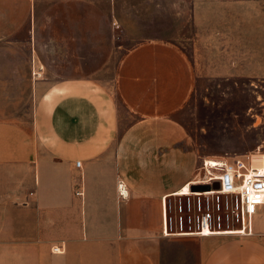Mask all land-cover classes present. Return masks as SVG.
<instances>
[{"label":"crops","instance_id":"crops-1","mask_svg":"<svg viewBox=\"0 0 264 264\" xmlns=\"http://www.w3.org/2000/svg\"><path fill=\"white\" fill-rule=\"evenodd\" d=\"M213 1L0 0V264H264V216L163 233L196 178L176 111L201 80L264 79V20ZM146 12L189 14V48L132 35Z\"/></svg>","mask_w":264,"mask_h":264},{"label":"rangeland","instance_id":"rangeland-1","mask_svg":"<svg viewBox=\"0 0 264 264\" xmlns=\"http://www.w3.org/2000/svg\"><path fill=\"white\" fill-rule=\"evenodd\" d=\"M212 0V4H219ZM245 4V3H244ZM249 5L241 14L236 13L237 20L258 22L264 20V14L258 11L248 10L259 5H264V0H250ZM129 14H120V16ZM135 15L133 20L142 21L141 29H130L132 35L139 36L143 32L144 36L152 37L161 35L168 39H179L185 49L189 48L186 37L193 31L190 25L189 14H175L164 12H146ZM227 14L212 13L213 21L225 20ZM234 14H230L232 19ZM244 31L252 32L253 29L245 28ZM215 50L212 57L218 58L217 46H212ZM214 66V65H213ZM213 70V68H212ZM106 86L111 87L113 78L111 76L102 77ZM174 117L184 125L188 133L194 139L196 165L195 171L201 166L203 159L226 158L231 161L233 157L247 154H264V79L238 78L219 79L212 78L210 81L201 80L195 92L184 103L183 107L176 111ZM259 150V153L257 151ZM208 191V190H207ZM191 204L197 200L193 193L189 195ZM202 204H206L207 196L201 195ZM226 195H219L220 202H224ZM187 196L175 199L171 205L168 219L172 218V225L168 226V231L194 232L197 230L195 216L197 210L186 209ZM208 202L213 205L216 202V195H209ZM184 207L183 212L177 211V206ZM215 214L225 212L214 211ZM231 214V212L229 211ZM183 215V228L177 225V217ZM232 216V215H231ZM264 216V207H260L253 216ZM191 221H188V218ZM176 223V224H175ZM239 222L230 218L221 221L220 227L215 229H237Z\"/></svg>","mask_w":264,"mask_h":264},{"label":"built area","instance_id":"built-area-1","mask_svg":"<svg viewBox=\"0 0 264 264\" xmlns=\"http://www.w3.org/2000/svg\"><path fill=\"white\" fill-rule=\"evenodd\" d=\"M259 153V150L257 151ZM251 152L247 154L233 157L231 161L226 158L217 159V165L206 164L203 159L202 164L198 167L196 178L192 184H207L210 190L202 192H193L191 194L198 196L194 204H191L190 197L187 194L186 209L197 210L195 222L197 230L194 233L205 235V230L217 232L216 227H220L221 221L230 218L239 222L240 227L235 229L241 231L240 234L251 233V219L257 213L260 207L264 206V167L258 166L254 162ZM264 158V154H261ZM216 159V158H215ZM80 162H75V166H79ZM217 182L218 188L212 185ZM121 185V184H120ZM190 190V189H189ZM207 192V193H205ZM201 195L207 196L206 204H202ZM209 195H216V202L210 206L208 202ZM219 195H226L224 202H220ZM182 205L177 206V211L183 212ZM214 211L225 212L215 214ZM231 212V214L229 213ZM232 215V216H231ZM183 215L177 217V225L183 228ZM191 221V218H188ZM175 223V224H176ZM172 225V218L168 219V225L163 228V233L184 232V231H168V226ZM213 234V233H210ZM209 235V234H208ZM60 245H52L51 252H62Z\"/></svg>","mask_w":264,"mask_h":264},{"label":"bare ground","instance_id":"bare-ground-1","mask_svg":"<svg viewBox=\"0 0 264 264\" xmlns=\"http://www.w3.org/2000/svg\"><path fill=\"white\" fill-rule=\"evenodd\" d=\"M253 159H254V162L258 163L260 167H264V158L261 154H254L253 155ZM206 161V164H212V165H217V160L215 159H204ZM207 193V192H205ZM177 194H182V195H187V194H191L188 186H185L184 189H181L180 192H178ZM252 222H253V217L251 219V225H252ZM241 231L239 230H235V229H222V230H218L217 232H210L208 230H205V235H208L210 233H214V234H226V233H240ZM181 234H197V233H194V232H181Z\"/></svg>","mask_w":264,"mask_h":264},{"label":"water","instance_id":"water-1","mask_svg":"<svg viewBox=\"0 0 264 264\" xmlns=\"http://www.w3.org/2000/svg\"><path fill=\"white\" fill-rule=\"evenodd\" d=\"M212 187L215 189V188H218V184L217 182H215ZM190 191H193V192H202V191H207V190H210V186H208L207 184H192L190 187H189Z\"/></svg>","mask_w":264,"mask_h":264}]
</instances>
